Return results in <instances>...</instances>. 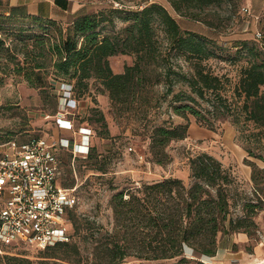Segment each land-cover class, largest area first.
<instances>
[{
  "label": "trees",
  "instance_id": "1",
  "mask_svg": "<svg viewBox=\"0 0 264 264\" xmlns=\"http://www.w3.org/2000/svg\"><path fill=\"white\" fill-rule=\"evenodd\" d=\"M220 1L168 0L176 12L194 19H200L206 7ZM116 15L125 23L119 29ZM30 22L42 29L40 35L31 31ZM108 26L113 29L106 30ZM261 32L260 46L246 38L233 44L237 46V57L246 56L247 64L230 99L225 94L226 77L203 63L217 56V41L183 29L160 1L143 8L111 3L96 12L79 11L74 13L71 24L64 27L58 19L32 14L24 5L0 0V66H4L5 73H21L36 87L54 84L50 76L55 80L63 78L60 84L72 85L71 95L77 101L76 97L89 90L90 79L94 78L100 82L99 91L108 92L122 112L142 118L158 106L157 85L163 82L164 96L172 93L173 112L187 119L178 124H153L149 150L154 162L165 165L172 160L167 146L188 135L189 114L213 130L217 128L216 121L231 114L235 123L251 121L258 130H251L249 136L260 143L264 140V30ZM173 50L177 51L175 55L185 54L193 70L176 69ZM119 53L134 54L135 59L125 64L123 71L116 72L110 56ZM180 81L187 87L175 90ZM200 100L208 102L203 109L198 107L202 105ZM98 119L106 124L103 114ZM83 125L91 127L88 122L79 126L74 123L75 129ZM0 136L2 142L17 135ZM92 144L86 154L90 157H94ZM62 149L70 148L61 146L59 155ZM247 150L249 155L264 159L251 147ZM95 157L97 169L107 172V156ZM245 161L252 167L253 193H240L239 212L232 210L233 204H237L232 201L233 175L219 158L203 151L190 157V175L194 180L191 184L180 177L167 176L115 192L110 199L112 228L78 214L77 204L70 211V241L38 249L44 252L40 259H33L26 252L10 251L9 247L14 245L0 244L5 252L0 253V264H149L148 260L158 259H177L168 264L192 260L208 264L202 258L217 254L223 234L243 232L249 240L260 238L256 217L264 210V166L248 158ZM128 257L137 260L129 262Z\"/></svg>",
  "mask_w": 264,
  "mask_h": 264
},
{
  "label": "rangeland",
  "instance_id": "2",
  "mask_svg": "<svg viewBox=\"0 0 264 264\" xmlns=\"http://www.w3.org/2000/svg\"><path fill=\"white\" fill-rule=\"evenodd\" d=\"M139 1L144 0H123L127 5ZM158 1L167 6L183 29L197 31L217 41L219 45L217 56L205 59L203 63L214 73L226 77L225 94L232 99V95H235L233 92L235 84L240 79L243 66L247 64L246 56L240 54L241 56L237 57V46L233 44L238 39L246 38L255 40L259 46L262 45L257 33L264 30V0H221L206 7L201 12L200 19L179 14L168 0ZM83 2L85 3L83 7L76 12H96L111 5L110 0H83ZM73 16L74 13H69L58 21L67 27L71 24ZM124 24V21L116 15V29L123 27ZM30 25H32L31 31H36L38 34L42 32L37 24L30 22ZM112 29L108 26L106 30ZM159 32L161 33V30ZM160 35L162 36V33ZM12 36L14 37V34ZM163 51L166 52L167 49L164 47ZM176 53V50L172 51L174 67L186 72L193 70L191 60L187 59L185 54L175 55ZM134 59V54L119 53L110 56L111 65L116 72L123 71L125 64L133 63ZM3 68L4 66H0V135L12 134L23 137L32 133L50 137H69L72 135L73 127L71 129L58 127V111L63 112L64 118L75 120L74 123L78 126L88 122L94 130V135L91 137L94 157L74 156L70 149L60 151L62 158L60 180L65 185L77 187L79 202L76 211L81 216L112 228L113 210L110 199L115 192L167 176H177L186 184H191L194 180L190 175V157L203 151L219 158L234 177L231 193L232 201L237 204H233L232 210L241 211L240 193L252 196V167L245 159H251L260 166H264V159L249 155L247 147H251L256 154L264 157V140L260 143L253 136H249L251 130H258L251 121L244 123L241 120L240 123H235L234 117L230 114L216 121L217 128L213 130L189 114L188 135L183 139L173 140L167 146L172 160L161 165L152 160L149 150V135L153 124H178L187 121L183 116L173 112L170 104L172 93L164 96L163 82L157 85L158 106L152 107L147 116L142 118L139 115L138 117L129 115L130 112L127 111L122 112L119 105L112 102L108 92L99 91L100 82L94 78L90 79L89 90L79 93L76 97L78 101L75 103L66 100L61 94L65 93V89L70 88L65 84L67 82L60 84L63 78L55 80L54 76H50L49 79L54 84L44 88L36 87L32 86L21 73H5ZM185 87H187L186 83L180 81L176 83L175 90ZM200 101L202 105L198 106L199 108L208 105L207 101ZM100 113L104 115L106 124L98 119ZM95 156L98 159L107 156V172L97 169L98 162ZM256 218L261 230L259 233L261 241L264 240V210H261ZM223 235L227 238H222L224 239L222 241L226 245L229 244L230 234ZM259 239L240 242L237 246L235 243L231 245L230 252L224 254L225 264H240L239 258L244 252L253 253L255 245L260 242ZM9 249L17 253L26 252L33 259H40L44 254L43 250L24 246H10ZM188 256L191 257L189 252ZM253 259L250 264H263V262L254 263ZM262 259L264 261V257ZM127 260L131 262L137 258L128 257ZM176 260L158 259L147 262L168 264ZM202 260L208 264H223L219 257L215 259V255L204 256ZM185 264H196V261L192 260Z\"/></svg>",
  "mask_w": 264,
  "mask_h": 264
},
{
  "label": "built area",
  "instance_id": "3",
  "mask_svg": "<svg viewBox=\"0 0 264 264\" xmlns=\"http://www.w3.org/2000/svg\"><path fill=\"white\" fill-rule=\"evenodd\" d=\"M118 7L143 8L158 0H144L127 5L123 0H110ZM247 10V9H246ZM258 36L262 35L259 31ZM63 97L76 103L67 84ZM59 111L60 128L77 130L81 141L73 137L19 135L0 142V244L43 249L60 241H70V211L78 204L76 187L60 180L63 146L74 154L86 155L94 131L83 125L75 129L74 120ZM74 133L76 131H73ZM0 251H2L0 249Z\"/></svg>",
  "mask_w": 264,
  "mask_h": 264
},
{
  "label": "crops",
  "instance_id": "4",
  "mask_svg": "<svg viewBox=\"0 0 264 264\" xmlns=\"http://www.w3.org/2000/svg\"><path fill=\"white\" fill-rule=\"evenodd\" d=\"M11 4L16 5H24L26 10L29 13L41 15L43 17H52L55 19H60L69 13H75L76 11L80 10L83 5L85 4L83 0H9ZM62 129V128H61ZM64 129V128H63ZM71 131V130H69ZM73 131H76L75 133ZM71 137L75 138V140L81 141V135L77 130H73ZM77 134V135H76ZM58 135V134H57ZM69 136V137H70ZM53 137V136H52ZM228 235V234H227ZM224 237H220L219 247L217 254L215 255V259H219L225 264L226 256H224L225 252H230V246L234 243L240 242H248L249 237L247 234L240 232L230 234L229 237L230 243L224 244L222 238H227L226 235ZM252 256V257H251ZM264 257V240L258 242L253 250V253H243V255L239 258L240 264H250L252 262V258H254V263L256 262H263ZM261 260V261H256Z\"/></svg>",
  "mask_w": 264,
  "mask_h": 264
}]
</instances>
